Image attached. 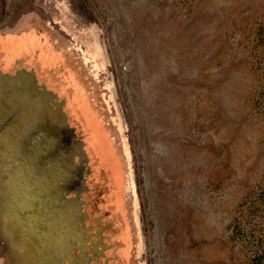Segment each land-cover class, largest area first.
Wrapping results in <instances>:
<instances>
[{"label": "rangeland", "instance_id": "rangeland-1", "mask_svg": "<svg viewBox=\"0 0 264 264\" xmlns=\"http://www.w3.org/2000/svg\"><path fill=\"white\" fill-rule=\"evenodd\" d=\"M0 148V264L37 195L39 264H264V0H0Z\"/></svg>", "mask_w": 264, "mask_h": 264}, {"label": "bare ground", "instance_id": "bare-ground-1", "mask_svg": "<svg viewBox=\"0 0 264 264\" xmlns=\"http://www.w3.org/2000/svg\"><path fill=\"white\" fill-rule=\"evenodd\" d=\"M14 81H16L20 85H24L29 89L31 88V92L29 93L16 95L14 98L15 103L19 101L23 103V100H27L36 107V110L32 108H28V110L21 109V114H19L20 119L26 118L27 120H37L39 118L45 117L46 115H51L53 118L57 119L62 117V103H56L58 105V109L56 111L52 110V108L48 104V101L50 99H54L53 94L45 90H38V95L33 94V92H35L36 85L32 73L20 71ZM78 147L81 146L78 144ZM35 157H33L32 160H36ZM0 158L4 159L2 148H0ZM35 197L34 199L28 198V200H24V203L21 205L22 207L17 211L19 219H17L14 227H11L9 235L11 237L13 245H17L15 243L18 242V244L22 243L28 248L29 256L32 258V262H34V260L36 259L39 262H42L41 254L37 246L39 244V240L45 241V236L42 233H37L35 231L30 232V234L24 232V221L26 219L33 218L36 222H49L52 214L54 213L53 208L55 205L48 201V199H45V197H42L40 195H37Z\"/></svg>", "mask_w": 264, "mask_h": 264}, {"label": "flooded vegetation", "instance_id": "flooded-vegetation-1", "mask_svg": "<svg viewBox=\"0 0 264 264\" xmlns=\"http://www.w3.org/2000/svg\"><path fill=\"white\" fill-rule=\"evenodd\" d=\"M15 244H18V242L17 243H15ZM37 250V249H36ZM34 262L36 263V264H39L40 262L36 259V260H34Z\"/></svg>", "mask_w": 264, "mask_h": 264}]
</instances>
